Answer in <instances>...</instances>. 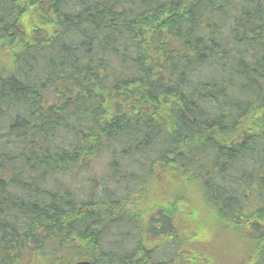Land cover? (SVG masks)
<instances>
[{"label":"trees","instance_id":"1","mask_svg":"<svg viewBox=\"0 0 264 264\" xmlns=\"http://www.w3.org/2000/svg\"><path fill=\"white\" fill-rule=\"evenodd\" d=\"M262 125L264 0H0V264H264Z\"/></svg>","mask_w":264,"mask_h":264},{"label":"rangeland","instance_id":"2","mask_svg":"<svg viewBox=\"0 0 264 264\" xmlns=\"http://www.w3.org/2000/svg\"><path fill=\"white\" fill-rule=\"evenodd\" d=\"M11 139L10 138H0V142L5 143V142H10ZM119 159L115 158L113 159V161H111L108 157L103 156V157H98L95 161H93L92 165L90 167H88L85 171H76L74 173V177L76 179H72V177L70 176V174L65 178L68 180H71L73 182V185L76 186V188H80V189H85L87 190L90 186L91 180H95L98 183L101 182H105L111 186L114 185L115 180H117V175H114L113 172L108 168V163L110 162H118ZM116 165L118 163H115ZM107 174L111 175L113 179H107ZM72 175V174H71ZM106 177V178H105ZM106 180V181H103ZM108 180V182H107ZM201 219V223L203 225V217H200ZM204 228H207V223L204 222ZM109 233H111V230L109 231ZM236 237L232 234L230 235V237H226L223 238L222 240H219L218 243L216 244V247L218 248H214L212 249V251L214 252V254L221 260V254L224 251V247L226 246L229 251L228 252H233L234 248H236V244L234 242L233 239H235ZM107 242V240H106ZM126 247H128L126 245ZM107 250V249H106ZM226 262H228L229 264H232V262L230 260H227Z\"/></svg>","mask_w":264,"mask_h":264},{"label":"flooded vegetation","instance_id":"3","mask_svg":"<svg viewBox=\"0 0 264 264\" xmlns=\"http://www.w3.org/2000/svg\"><path fill=\"white\" fill-rule=\"evenodd\" d=\"M261 131L260 132H258V134L260 135V136H262V138H261V140L258 138V136H257V134H256V136H257V146H256V149L254 150V151H252L251 152V156H259L260 157V160H259V164L258 165H260V168H258V170L260 171V172H263V170H264V159H263V155H261V154H264V125H262V127H261ZM247 135V133L244 131V137ZM242 144L243 145H245L246 146V142H245V139L243 140V142H242ZM248 154H246V156H247ZM246 156H245V158H246Z\"/></svg>","mask_w":264,"mask_h":264},{"label":"water","instance_id":"4","mask_svg":"<svg viewBox=\"0 0 264 264\" xmlns=\"http://www.w3.org/2000/svg\"><path fill=\"white\" fill-rule=\"evenodd\" d=\"M75 264H91L89 261H81V262H77Z\"/></svg>","mask_w":264,"mask_h":264},{"label":"bare ground","instance_id":"5","mask_svg":"<svg viewBox=\"0 0 264 264\" xmlns=\"http://www.w3.org/2000/svg\"><path fill=\"white\" fill-rule=\"evenodd\" d=\"M91 264H92V262H91Z\"/></svg>","mask_w":264,"mask_h":264}]
</instances>
